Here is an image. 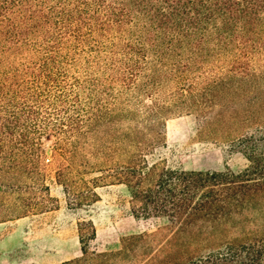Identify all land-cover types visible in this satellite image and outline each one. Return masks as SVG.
I'll return each mask as SVG.
<instances>
[{"label":"trees","instance_id":"1","mask_svg":"<svg viewBox=\"0 0 264 264\" xmlns=\"http://www.w3.org/2000/svg\"><path fill=\"white\" fill-rule=\"evenodd\" d=\"M258 58L264 0H0V223L58 209L53 166L70 209L123 185L135 218L165 221L102 253L83 222L82 255L61 264H264V240L246 230L264 212V133L232 140L248 161L239 172L156 156L167 118L215 109L209 96Z\"/></svg>","mask_w":264,"mask_h":264},{"label":"rangeland","instance_id":"2","mask_svg":"<svg viewBox=\"0 0 264 264\" xmlns=\"http://www.w3.org/2000/svg\"><path fill=\"white\" fill-rule=\"evenodd\" d=\"M245 66L250 74L247 80L228 83L221 89L223 93L209 96L215 109L210 108L201 116L194 111H184L166 119V144L156 151L157 158L165 160L170 168L186 171L222 172L229 168L239 172L247 166L238 142L234 144L232 140L243 134L264 133V59H254ZM152 96L144 97L146 104H151ZM206 116L207 123L203 120ZM58 141L53 136L42 141L50 165ZM50 169L47 174L50 194L58 200V209L28 217L17 224L26 233L20 255L28 261L32 253L43 262L64 263L79 258L82 255L79 228L83 222L91 221L96 228L97 237L89 243V251L98 253L119 252L125 238L152 233L165 225L164 220L135 218L130 193L123 185L102 186L96 190L100 196L97 203L70 209L63 187L55 181L53 166ZM98 175L86 174L85 179ZM255 217L246 230L264 240V212ZM14 227L16 223H10L8 231ZM5 234L6 227H0V238ZM84 235L86 237V233ZM238 236L243 237L241 230L231 234L232 240H237Z\"/></svg>","mask_w":264,"mask_h":264},{"label":"crops","instance_id":"3","mask_svg":"<svg viewBox=\"0 0 264 264\" xmlns=\"http://www.w3.org/2000/svg\"><path fill=\"white\" fill-rule=\"evenodd\" d=\"M24 219L1 223L0 227H6V234L0 238V264H58L57 261L43 262L42 258L36 259L34 253L29 261L20 255V249L26 241L25 231H21L19 225ZM10 223H16L14 229L8 231Z\"/></svg>","mask_w":264,"mask_h":264}]
</instances>
